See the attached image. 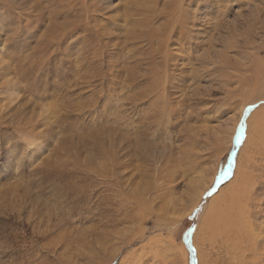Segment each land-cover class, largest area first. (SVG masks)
Segmentation results:
<instances>
[{"label":"rangeland","instance_id":"1","mask_svg":"<svg viewBox=\"0 0 264 264\" xmlns=\"http://www.w3.org/2000/svg\"><path fill=\"white\" fill-rule=\"evenodd\" d=\"M240 176L264 264V0H0V264H231Z\"/></svg>","mask_w":264,"mask_h":264},{"label":"bare ground","instance_id":"2","mask_svg":"<svg viewBox=\"0 0 264 264\" xmlns=\"http://www.w3.org/2000/svg\"><path fill=\"white\" fill-rule=\"evenodd\" d=\"M161 15V14H160ZM176 17H177V15H176ZM156 25V24H155ZM171 27V26H170ZM174 28V27H173ZM157 29V28H156ZM147 30V29H146ZM154 30V29H153ZM179 30H172L171 31V33H173V32H175V34H178V35H180V36H178L179 37V41H181L182 39H183V31H179ZM147 32V31H146ZM152 32V31H151ZM171 33H168V35L170 34L171 35ZM173 35V34H172ZM154 36H156V35H154ZM174 36V35H173ZM151 37V36H150ZM155 39V38H154ZM145 40V39H144ZM146 44V43H145ZM184 44V43H183ZM146 70V69H145ZM147 73V72H146ZM160 84V83H159ZM156 92V91H155ZM202 186V185H201ZM246 190H247V186H246V182L244 181V178H242L241 176H240V178L238 177V181H237V185L236 186H233V189H231L228 193H229V195L233 198V201L232 202H230L229 204H228V206H227V209H230L229 210V213H235L234 214V216H237V215H241V216H239V219H238V221L241 219V217H242V214H241V212L242 213H244V208L243 207H247V199H246V197H247V195L245 194L246 193ZM239 191H242V194H240L239 193ZM202 193V192H201ZM244 194V195H243ZM241 195H243L242 197H241V200H240V202L237 200V199H234V198H238L239 196H241ZM231 199V198H230ZM223 201H225L226 202V199L225 200H223L222 199V202ZM222 202H221V200H220V202H219V204L220 205H222ZM194 205V204H193ZM242 206V207H241ZM194 207V206H193ZM215 207H217V205H215ZM222 207V206H221ZM241 207V208H240ZM217 210V209H216ZM224 210V209H223ZM257 211V210H256ZM264 211V210H263ZM260 214V213H259ZM263 215V214H262ZM218 216V215H217ZM216 215L213 217V215L212 214H209L208 215V218H210L211 220H212V222H213V220H214V225H213V227H215V226H217L215 229H218V230H223L224 229V231H226L227 230V228H226V224H221V223H219V216L217 217ZM248 217V216H247ZM251 217V216H250ZM244 222V221H243ZM252 222V221H251ZM241 223H240V221H239V223L237 224L238 226H236L237 228H234V230H233V232H236V233H238V235L237 234H233L232 236H231V240H228V244L230 245V252L232 251V254H233V256L232 257H230V261H231V264H248V263H250V262H252V264H262L261 262H263V260L260 258V257H257V256H255V252H256V250H258L259 248H257V244L256 243H251L250 241L251 240H246V241H244V240H241V235H242V232H241V229H242V227H240L241 225H240ZM242 225H243V223H242ZM246 225V224H245ZM253 225H254V223H253ZM244 226V225H243ZM261 226V225H260ZM260 226H258L259 228H260ZM235 227V226H234ZM246 227V226H245ZM263 229V228H262ZM259 230V232L257 233V236H260V237H262L261 235L264 233V230ZM245 230V229H244ZM224 231H222V233H224ZM251 231V230H250ZM207 232V231H206ZM244 234V233H243ZM245 234H247V232L245 233ZM226 235V234H225ZM248 235H250V233L248 234ZM244 236V235H243ZM227 238V237H226ZM229 238V237H228ZM256 238H258V237H256ZM244 239H246V238H244ZM206 240H208V238L206 239ZM257 240H259V239H257ZM261 240V239H260ZM259 240V241H260ZM263 241H264V239H262ZM261 240V241H262ZM248 241L250 242V243H248ZM261 244V243H260ZM244 245H248V247H246V248H249L250 249V247L252 248L251 250H254L252 253H249L246 249H245V246ZM260 248H261V246H260ZM263 248V247H262ZM244 250H246L247 252L246 253H244ZM262 251H264L263 249H262ZM260 252V250H259V252L260 253H263V252ZM258 252V251H257ZM239 253V254H238ZM231 254V255H232ZM257 255V254H256ZM264 255V254H263ZM250 257L252 258V259H250ZM205 258V257H204ZM202 260V259H201Z\"/></svg>","mask_w":264,"mask_h":264},{"label":"snow or ice","instance_id":"3","mask_svg":"<svg viewBox=\"0 0 264 264\" xmlns=\"http://www.w3.org/2000/svg\"><path fill=\"white\" fill-rule=\"evenodd\" d=\"M249 111H250V108H245L243 110V115L247 116ZM244 131H245V121H244V119H241L240 122H239V127H238L236 135H235V142L237 144L240 143L241 137L244 135ZM228 167H229V169H231V167H232L231 161L229 162ZM226 174L227 173H222L221 175L223 176V175H226ZM196 211H200V209H197ZM185 239H187V237ZM189 247L191 248V245H189ZM116 264H119V262L117 261ZM193 264H197V262L195 260V256H193Z\"/></svg>","mask_w":264,"mask_h":264},{"label":"trees","instance_id":"4","mask_svg":"<svg viewBox=\"0 0 264 264\" xmlns=\"http://www.w3.org/2000/svg\"><path fill=\"white\" fill-rule=\"evenodd\" d=\"M194 216H195V213H194L193 215H191V217H190V220H191V219H193V218H194Z\"/></svg>","mask_w":264,"mask_h":264}]
</instances>
